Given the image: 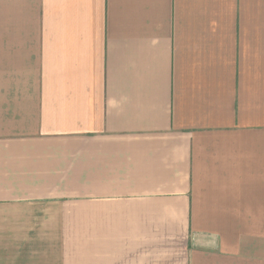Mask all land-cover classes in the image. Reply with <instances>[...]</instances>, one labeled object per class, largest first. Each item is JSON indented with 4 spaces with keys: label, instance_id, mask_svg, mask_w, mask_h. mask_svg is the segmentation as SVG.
Here are the masks:
<instances>
[{
    "label": "crops",
    "instance_id": "crops-1",
    "mask_svg": "<svg viewBox=\"0 0 264 264\" xmlns=\"http://www.w3.org/2000/svg\"><path fill=\"white\" fill-rule=\"evenodd\" d=\"M0 264H264V0H0Z\"/></svg>",
    "mask_w": 264,
    "mask_h": 264
}]
</instances>
